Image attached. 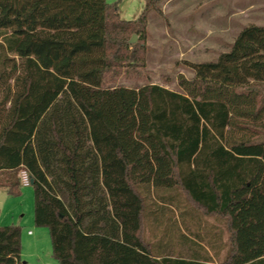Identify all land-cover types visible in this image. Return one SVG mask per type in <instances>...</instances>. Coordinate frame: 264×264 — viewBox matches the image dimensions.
Returning <instances> with one entry per match:
<instances>
[{"label":"trees","instance_id":"obj_1","mask_svg":"<svg viewBox=\"0 0 264 264\" xmlns=\"http://www.w3.org/2000/svg\"><path fill=\"white\" fill-rule=\"evenodd\" d=\"M156 2L125 20L107 0H0V188L20 195L27 172L59 264H264V25L186 62L181 90L116 85L144 65L130 40L146 39ZM178 188L225 223L213 255L183 208L145 239L146 215L160 219ZM21 254V228L0 226V264Z\"/></svg>","mask_w":264,"mask_h":264},{"label":"rangeland","instance_id":"obj_2","mask_svg":"<svg viewBox=\"0 0 264 264\" xmlns=\"http://www.w3.org/2000/svg\"><path fill=\"white\" fill-rule=\"evenodd\" d=\"M107 1L119 2L120 17L132 20L140 15L149 0ZM251 24L264 25V0H158L156 8H152L148 14L146 39L142 40L140 35L133 34L137 37L136 43L144 45L139 53L144 65L137 67L138 73L131 70L122 74L116 85L134 87L156 83L172 90H181L178 85L179 74L190 79L194 77V71L186 62L216 60L221 53L230 50L239 32ZM20 175L23 179L24 173ZM173 194L178 202L170 203L168 206L171 208L168 207L160 219L146 215L145 239L157 242L165 234L167 225H170V212H174L171 220L177 218L181 222L183 208L194 212L195 218H189L188 223L194 231L205 237L202 243L208 254L213 255L214 251L207 240L214 233L213 223L218 222L224 230V238H228L223 220L195 210L180 188ZM152 201L151 196L147 204ZM6 225L21 228L23 264H59L53 256L49 229L35 223L32 184H22L21 194L16 196L0 188V226ZM29 230L33 231V235H28ZM173 243L172 250L176 252L178 247L175 241ZM225 253L226 249H223L221 255ZM217 260L221 261L222 258L217 257Z\"/></svg>","mask_w":264,"mask_h":264},{"label":"crops","instance_id":"obj_3","mask_svg":"<svg viewBox=\"0 0 264 264\" xmlns=\"http://www.w3.org/2000/svg\"><path fill=\"white\" fill-rule=\"evenodd\" d=\"M224 224V227L226 228V225H225V223H223ZM213 225L215 226L214 227V231H217L218 229H222L221 228V224L218 222V223H213ZM215 228H217V229H215ZM31 232V233H30ZM28 235H33V231L32 230H29L28 231ZM225 240H227V239H225ZM21 256H22V254H21ZM224 257V255L222 256V255H220V258H223ZM216 262L215 263H219V262H221L220 260L218 261L217 259L215 260Z\"/></svg>","mask_w":264,"mask_h":264},{"label":"built area","instance_id":"obj_4","mask_svg":"<svg viewBox=\"0 0 264 264\" xmlns=\"http://www.w3.org/2000/svg\"><path fill=\"white\" fill-rule=\"evenodd\" d=\"M22 172L24 173V175H23V179H22V176H21L22 183H23L24 185H29L31 182H30V178H29L27 172H26V171H22ZM30 233H31V232H30Z\"/></svg>","mask_w":264,"mask_h":264},{"label":"water","instance_id":"obj_5","mask_svg":"<svg viewBox=\"0 0 264 264\" xmlns=\"http://www.w3.org/2000/svg\"><path fill=\"white\" fill-rule=\"evenodd\" d=\"M137 41L136 35H133L132 39L130 40L131 43H135Z\"/></svg>","mask_w":264,"mask_h":264}]
</instances>
